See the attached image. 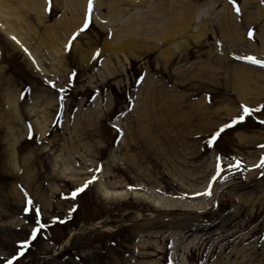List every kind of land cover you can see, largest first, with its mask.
<instances>
[{
  "label": "rangeland",
  "instance_id": "1",
  "mask_svg": "<svg viewBox=\"0 0 264 264\" xmlns=\"http://www.w3.org/2000/svg\"><path fill=\"white\" fill-rule=\"evenodd\" d=\"M132 1L121 21L163 0ZM65 4L0 0L1 24L24 39L0 29V264H264V67L245 59L264 60L262 0H237L239 13L190 0L197 22L170 43L156 32L107 43L121 27H101L93 0L68 47L88 0L77 25L79 2ZM241 105L261 111L209 146ZM37 206L45 227L32 240ZM97 221L108 229H80Z\"/></svg>",
  "mask_w": 264,
  "mask_h": 264
},
{
  "label": "bare ground",
  "instance_id": "2",
  "mask_svg": "<svg viewBox=\"0 0 264 264\" xmlns=\"http://www.w3.org/2000/svg\"><path fill=\"white\" fill-rule=\"evenodd\" d=\"M143 1L145 3H147L146 0H143ZM187 1H188V3H186V4L183 1H177L176 4L171 5V3L163 0V1H160V4H158L154 10H152L150 12L148 11L146 13V18H141V19L137 20L134 17H130L126 21H121V16L124 15V13L128 12L129 9L136 6L135 2H133L132 0H106V3L103 4L99 0H95L94 12L99 14L98 12H100L101 9L103 11L105 10V15L99 16V17L97 15L95 17V20L97 22L101 21V23H99V24L103 28L105 27V28L111 29L115 25H119L121 27V29H119V30L116 29V30H113L109 33V35L107 36V39L105 40L107 43L112 41V40L117 41L118 39H123V38H125V36H129V37H131V39L132 38L135 39V37L137 38L138 37L137 35H139L141 33L148 36L150 32H156V33L160 34L161 39H164L165 41L170 43L172 40H174V37H175V35H177V33H179L180 31L186 30V28L189 25L188 23L190 21L193 20L194 22H197V19H196L197 13L195 11H193V8H189L190 0H187ZM74 2H75V0H67V4L64 5L65 8L70 9L71 7H74V4H75ZM78 2H79V7H80V13H79V16H77V18H73L72 23H74V25H77L80 22L81 17L83 16V13H84V6H85L87 0H77L75 7L78 4ZM32 5L36 8L38 7L39 10L42 9V4H35V2H34ZM2 10H3V7L0 6V13L2 12ZM0 20H1V18H0ZM146 22H149L148 27H147ZM9 27L7 26V23L1 24V22H0V29L1 30H4V32L10 38L15 37V39H13V40L16 43L21 42V44L24 45V43H23L24 39L22 38V36H20L19 34L16 35L14 33V31L11 30V28H9ZM45 30L48 33V34L45 33L46 39L48 41V43L46 44V47L52 48L49 38H51L50 34L53 32L54 26L50 25V26L46 27ZM145 35L143 36V38L146 37ZM44 41H46V40H44ZM132 42H135V41H132ZM138 45H139V43H137V45H135V46L139 47ZM129 46H132V44ZM107 47H108V44H107ZM122 48H125V47H122ZM167 48H169V47H167ZM166 52L169 53V51H166ZM29 55H31L30 57H33V53L30 52ZM244 78H246V77L244 76ZM164 128H165V126H163V125H156L153 128V130L155 131V133H156V131L165 133L166 129H164ZM43 132H44V130H43ZM25 133L26 132H24V135H25ZM157 135H159V134H157ZM13 136H14V138H13L14 143L19 142V141L21 142V140L23 138V133H21L22 138L19 135L18 136L13 135ZM154 139H156V138H154ZM167 142H168V140L165 139L162 142V144L166 145ZM162 148L163 147H158V149H162ZM168 149H171V148L168 147ZM162 150L164 152H166L165 148H163ZM8 157L10 159L11 166L13 167L15 172L18 173L19 168L17 166V162H16L17 158H16V154H14L13 145H11L9 147ZM100 191H101L102 196L105 198H122L125 195V192H123V191H118V190L110 191V190L105 189L104 187H100ZM89 225L91 228H95V229H97V228H103L104 230L108 229L107 226L103 225L102 221L92 222ZM68 239H69V237H67L64 240L63 244L67 243ZM61 247L62 246H60V248Z\"/></svg>",
  "mask_w": 264,
  "mask_h": 264
},
{
  "label": "snow or ice",
  "instance_id": "3",
  "mask_svg": "<svg viewBox=\"0 0 264 264\" xmlns=\"http://www.w3.org/2000/svg\"><path fill=\"white\" fill-rule=\"evenodd\" d=\"M47 3L49 6V9H50L51 4H52V0H47ZM230 3L233 4L235 11L237 13H239L240 9L238 7L237 0H230ZM262 3H264V0H262ZM92 7H93V0H88V8H87L86 18L84 20V25L76 33H73L72 39L69 41V45H67L66 47L70 46L72 41H74L81 32H83L85 29L88 28ZM46 10H48V9H46ZM249 36H252L251 31L249 32ZM12 39H15V37H12ZM97 55H99V52H97ZM245 59L249 60L253 64H258V65L264 67V60H259L255 57H245ZM23 98H24V96L22 93L21 99H23ZM262 107H264V106H262ZM241 109H242V111L239 115L231 118V120L229 122L223 123L217 130H215L213 133L210 134V137L207 141L209 146H212L218 140V138H220L222 136V134L225 133L226 130L243 131L244 129L242 128V125L246 122V118H250L253 115V113H258L261 111V108L252 109V108L245 106V105H241ZM259 123L264 124V120H260ZM29 128L31 131V126H29ZM30 138H31V136H30ZM261 147H264V145H262ZM237 166H239V161H237ZM258 166L261 168H264V158L261 159V162ZM97 171H99V169H97ZM95 179H96V177H93L92 180L86 181L83 186H81L80 188H77L72 193V196L75 197L77 193L84 191V189L88 186V184L92 183V181H94ZM213 179H215V177H213ZM205 194H210V193H205ZM28 203L31 204V201L29 200ZM26 211H27V209H26ZM53 222H55V220ZM60 222L62 223L63 221H60ZM35 223H36L37 227H34L32 229V233H31V239L32 240H34L36 238V234L40 231V229L45 227V225L40 222V209L38 206L36 208ZM29 243H30V241L28 239H25V241L22 242V244L20 245L19 255L22 256L24 254V249L28 246ZM14 259H17V256H13V260ZM7 264H12V260H9L7 262Z\"/></svg>",
  "mask_w": 264,
  "mask_h": 264
},
{
  "label": "water",
  "instance_id": "4",
  "mask_svg": "<svg viewBox=\"0 0 264 264\" xmlns=\"http://www.w3.org/2000/svg\"><path fill=\"white\" fill-rule=\"evenodd\" d=\"M133 64V63H132Z\"/></svg>",
  "mask_w": 264,
  "mask_h": 264
}]
</instances>
